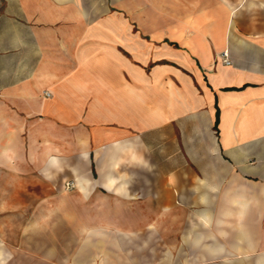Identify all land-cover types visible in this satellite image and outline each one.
Masks as SVG:
<instances>
[{"label":"crops","instance_id":"1","mask_svg":"<svg viewBox=\"0 0 264 264\" xmlns=\"http://www.w3.org/2000/svg\"><path fill=\"white\" fill-rule=\"evenodd\" d=\"M17 257L264 264V0H0Z\"/></svg>","mask_w":264,"mask_h":264},{"label":"built area","instance_id":"2","mask_svg":"<svg viewBox=\"0 0 264 264\" xmlns=\"http://www.w3.org/2000/svg\"><path fill=\"white\" fill-rule=\"evenodd\" d=\"M222 58H223V63L226 64V65H231L232 64V60H231V57L229 55V52L226 51L222 54ZM47 95H50V94H47ZM75 187V184L73 182H69L66 184V189L67 190H71Z\"/></svg>","mask_w":264,"mask_h":264},{"label":"rangeland","instance_id":"3","mask_svg":"<svg viewBox=\"0 0 264 264\" xmlns=\"http://www.w3.org/2000/svg\"><path fill=\"white\" fill-rule=\"evenodd\" d=\"M17 262L21 263V264H30L31 261H29L28 259H24L23 257H17ZM31 264H38V263H34L32 262Z\"/></svg>","mask_w":264,"mask_h":264},{"label":"trees","instance_id":"4","mask_svg":"<svg viewBox=\"0 0 264 264\" xmlns=\"http://www.w3.org/2000/svg\"><path fill=\"white\" fill-rule=\"evenodd\" d=\"M218 121H219V112H218V114H217V123H218Z\"/></svg>","mask_w":264,"mask_h":264}]
</instances>
